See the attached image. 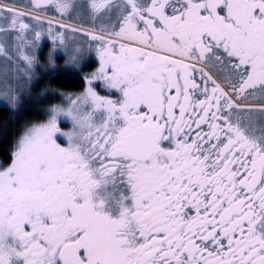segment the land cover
Returning <instances> with one entry per match:
<instances>
[{"label": "snow or ice", "instance_id": "6c2138e0", "mask_svg": "<svg viewBox=\"0 0 264 264\" xmlns=\"http://www.w3.org/2000/svg\"><path fill=\"white\" fill-rule=\"evenodd\" d=\"M0 113V264H264V0H0Z\"/></svg>", "mask_w": 264, "mask_h": 264}, {"label": "trees", "instance_id": "16d2710c", "mask_svg": "<svg viewBox=\"0 0 264 264\" xmlns=\"http://www.w3.org/2000/svg\"><path fill=\"white\" fill-rule=\"evenodd\" d=\"M31 115H32L31 112H28L26 114V118L29 119ZM0 119H2V113H0ZM10 141H11V136H9L7 141L0 139V154H3V152H5L8 149L10 145Z\"/></svg>", "mask_w": 264, "mask_h": 264}, {"label": "rangeland", "instance_id": "374dc122", "mask_svg": "<svg viewBox=\"0 0 264 264\" xmlns=\"http://www.w3.org/2000/svg\"><path fill=\"white\" fill-rule=\"evenodd\" d=\"M39 90V89H38ZM31 116H30V118L29 119H32V118H37V119H40V118H42L41 116H40V114L38 113V112H36V110L35 109H33V111H31Z\"/></svg>", "mask_w": 264, "mask_h": 264}, {"label": "flooded vegetation", "instance_id": "af4514ba", "mask_svg": "<svg viewBox=\"0 0 264 264\" xmlns=\"http://www.w3.org/2000/svg\"><path fill=\"white\" fill-rule=\"evenodd\" d=\"M45 43L48 44V45H50L51 44V41L46 40ZM43 51L46 53L47 52V47H44L43 48ZM59 64H60V66H62L63 65V61L62 60L59 61Z\"/></svg>", "mask_w": 264, "mask_h": 264}]
</instances>
